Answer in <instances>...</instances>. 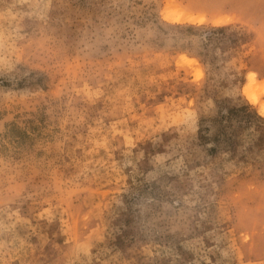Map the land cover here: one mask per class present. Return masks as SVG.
Listing matches in <instances>:
<instances>
[{"label":"rangeland","instance_id":"obj_1","mask_svg":"<svg viewBox=\"0 0 264 264\" xmlns=\"http://www.w3.org/2000/svg\"><path fill=\"white\" fill-rule=\"evenodd\" d=\"M263 107L264 0H0V264H264Z\"/></svg>","mask_w":264,"mask_h":264},{"label":"bare ground","instance_id":"obj_2","mask_svg":"<svg viewBox=\"0 0 264 264\" xmlns=\"http://www.w3.org/2000/svg\"><path fill=\"white\" fill-rule=\"evenodd\" d=\"M249 81L251 82L253 80L252 76H248ZM262 114H264V107L261 109ZM260 113V112H259Z\"/></svg>","mask_w":264,"mask_h":264},{"label":"trees","instance_id":"obj_3","mask_svg":"<svg viewBox=\"0 0 264 264\" xmlns=\"http://www.w3.org/2000/svg\"><path fill=\"white\" fill-rule=\"evenodd\" d=\"M255 116H256V117H258V118H260V117H259V116H257L256 114H255Z\"/></svg>","mask_w":264,"mask_h":264}]
</instances>
